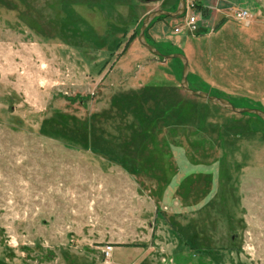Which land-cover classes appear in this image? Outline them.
<instances>
[{
  "label": "rangeland",
  "instance_id": "obj_1",
  "mask_svg": "<svg viewBox=\"0 0 264 264\" xmlns=\"http://www.w3.org/2000/svg\"><path fill=\"white\" fill-rule=\"evenodd\" d=\"M184 1L147 43L264 112V0ZM178 2L0 0V264H264V122L138 42Z\"/></svg>",
  "mask_w": 264,
  "mask_h": 264
},
{
  "label": "water",
  "instance_id": "obj_2",
  "mask_svg": "<svg viewBox=\"0 0 264 264\" xmlns=\"http://www.w3.org/2000/svg\"><path fill=\"white\" fill-rule=\"evenodd\" d=\"M161 0H149V2H159ZM186 11V4L184 0H179L177 9L175 12H167V11H154L146 15V17L143 19L140 30H139V36H138V42L139 44L148 51L151 55L161 58L164 62L169 60L177 59L182 64V74H181V80H180V88L183 91V93L189 97L198 98L201 100L208 101L209 103L218 106L220 109L231 112L233 114L242 115V114H248L253 115L257 118H259L262 122H264V112L257 110V109H248V108H236L234 107L229 101L217 98L213 96H209L206 93L193 91L190 89L187 77L189 75V66L188 61L184 55L181 54H175V55H169L164 56L161 55L156 49L152 48L146 41L145 33L151 24V22L154 19L164 17L169 18L172 20L180 19L184 16Z\"/></svg>",
  "mask_w": 264,
  "mask_h": 264
},
{
  "label": "crops",
  "instance_id": "obj_3",
  "mask_svg": "<svg viewBox=\"0 0 264 264\" xmlns=\"http://www.w3.org/2000/svg\"><path fill=\"white\" fill-rule=\"evenodd\" d=\"M230 2L232 3V1L230 0ZM236 2H238L239 3V0H237ZM243 2H244V0H243ZM233 4V3H232ZM225 22H223L221 25H220V27H219V30H221V29H224V26H225ZM230 25V24H229ZM228 25V26H229ZM175 27H177V26H174V28ZM218 30V31H219ZM182 32V31H181ZM181 32L180 33H177V34H174V35H179V34H181ZM209 32V31H208ZM205 33V35H203L202 37H200L201 39H203L204 37H206V36H208V35H212L213 33L210 31L209 33ZM224 35V34H223ZM227 36H229V34L227 35ZM148 38L152 41V42H154V44L155 45H157V46H168V47H172L173 49H176V50H179V51H181L182 52V49L179 47V44H180V42L179 41H177L176 39H174L172 36H171V34H168V32L165 30V28L163 27V24L160 22V23H157V24H155V25H153L152 27H151V29L149 30V33H148ZM235 40H239V39H237V38H234ZM231 40H233L232 38H231ZM180 41H185V37L183 36V39L182 40H180ZM221 46L222 47H220V45L218 46V45H216V47L215 48H217V47H220L221 49L222 48H224V49H226L225 47H226V44H224V43H221ZM240 50V49H239ZM232 51H236V50H232ZM238 51V50H237ZM188 61V60H187ZM190 68V67H189ZM195 68L196 69H200V65L199 64H197L196 66H195ZM139 259H141L138 263H140L141 262V264H149L148 263V259L146 258V260H145V258L143 259V258H139ZM146 262V263H145Z\"/></svg>",
  "mask_w": 264,
  "mask_h": 264
},
{
  "label": "built area",
  "instance_id": "obj_4",
  "mask_svg": "<svg viewBox=\"0 0 264 264\" xmlns=\"http://www.w3.org/2000/svg\"><path fill=\"white\" fill-rule=\"evenodd\" d=\"M247 16V13L246 12H241L240 13V18H246ZM242 19V20H243ZM184 27H186L189 31H196L197 28H198V21L195 17L193 16H190V15H186V24H184ZM178 29H175V32H177ZM111 249L110 248H107L106 251L104 252V257H105V260L108 261L110 258H111Z\"/></svg>",
  "mask_w": 264,
  "mask_h": 264
},
{
  "label": "trees",
  "instance_id": "obj_5",
  "mask_svg": "<svg viewBox=\"0 0 264 264\" xmlns=\"http://www.w3.org/2000/svg\"><path fill=\"white\" fill-rule=\"evenodd\" d=\"M162 20H166V19L162 18V19H159V20H155V21H153V22H154L153 24H155V23H157V22H160V21H162ZM153 24H152V25H153ZM152 25H151V26H152ZM149 27H150V26H149ZM149 27H148V29H149ZM148 29H147V30H148Z\"/></svg>",
  "mask_w": 264,
  "mask_h": 264
}]
</instances>
